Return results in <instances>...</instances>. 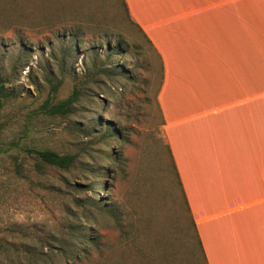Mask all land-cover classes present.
Listing matches in <instances>:
<instances>
[{
    "label": "rangeland",
    "instance_id": "rangeland-1",
    "mask_svg": "<svg viewBox=\"0 0 264 264\" xmlns=\"http://www.w3.org/2000/svg\"><path fill=\"white\" fill-rule=\"evenodd\" d=\"M97 13L40 26L0 0V264H205L164 132L161 60L125 11ZM75 90L72 112L44 107Z\"/></svg>",
    "mask_w": 264,
    "mask_h": 264
},
{
    "label": "crops",
    "instance_id": "crops-1",
    "mask_svg": "<svg viewBox=\"0 0 264 264\" xmlns=\"http://www.w3.org/2000/svg\"><path fill=\"white\" fill-rule=\"evenodd\" d=\"M12 3L40 26L126 12L162 63L164 132L205 264H264V0Z\"/></svg>",
    "mask_w": 264,
    "mask_h": 264
},
{
    "label": "trees",
    "instance_id": "trees-1",
    "mask_svg": "<svg viewBox=\"0 0 264 264\" xmlns=\"http://www.w3.org/2000/svg\"><path fill=\"white\" fill-rule=\"evenodd\" d=\"M140 30L142 31V29H140ZM146 38H147V36H146ZM147 40L150 42V40L148 38H147ZM122 47H123V45H122V42L120 41L119 43H117V45L115 47V51L111 52V55L113 56L114 54H117V53L119 54V53L125 52L124 51L125 49H123ZM116 50H117V52H116ZM9 94H10V92H8L5 85L0 82V107L3 105L4 100L8 98ZM79 96H80V91L75 90L66 99H64L58 103H53V104L46 102L44 104V107L47 110H49V112L51 114H68V113L72 112V105L78 99ZM108 130H110V128ZM112 134H113V136H115L116 131H113ZM29 151L37 153V155L44 162L58 166L60 168H69L70 166L74 165L76 160H77L76 154H70V153L61 154L57 151L49 150V149H38V150L30 149ZM182 192H183V190H182ZM93 206L95 207V209L97 211H106L108 204L106 202L95 201ZM197 237H198V235H197ZM198 241H199V238H198ZM199 245H200V248L202 251V246H201L200 241H199ZM4 249H5V244L0 239V252L3 251ZM202 254H203V251H202Z\"/></svg>",
    "mask_w": 264,
    "mask_h": 264
}]
</instances>
